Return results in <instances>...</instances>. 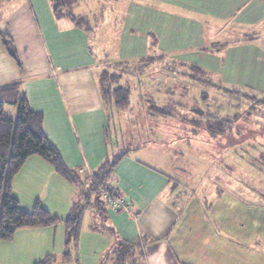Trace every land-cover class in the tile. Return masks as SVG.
<instances>
[{
  "label": "crops",
  "instance_id": "1",
  "mask_svg": "<svg viewBox=\"0 0 264 264\" xmlns=\"http://www.w3.org/2000/svg\"><path fill=\"white\" fill-rule=\"evenodd\" d=\"M79 6L78 0L73 12L87 18L89 32L56 19L51 0H0V34L16 55L0 36V88L18 86L20 98L42 116L45 137L79 179L68 182L42 158H27L12 180V196L24 211L38 202L61 221L17 230L11 241L0 242V264H35L47 255L62 264V220L75 210H82V219L69 264H114L118 243L134 246L130 264H264V187L253 178L245 189L233 181L225 188L229 194L215 186L205 188L207 197L198 185L181 182L184 168L173 155L177 148L198 146L190 136L194 130L170 125L165 140L138 133L135 144L127 125L141 121L140 132L156 130L159 116L171 118L176 108L185 114L172 89L184 91L182 96L196 89L187 111L196 114L195 107L215 103L216 91L246 89L264 97V0H96L82 14ZM114 10H126L122 35L133 28L131 35L146 43L144 54L136 45L119 54L101 44L105 25L118 30L110 24ZM96 15L100 20L92 23ZM146 19L149 28L143 30ZM149 66L152 93L143 94L140 105L131 80ZM112 69L130 90L125 111L105 105L101 96L100 75ZM135 100L139 119L133 116ZM229 105L236 114L237 105ZM118 156L105 182L129 202L121 211L91 190L95 172Z\"/></svg>",
  "mask_w": 264,
  "mask_h": 264
},
{
  "label": "rangeland",
  "instance_id": "2",
  "mask_svg": "<svg viewBox=\"0 0 264 264\" xmlns=\"http://www.w3.org/2000/svg\"><path fill=\"white\" fill-rule=\"evenodd\" d=\"M95 1L96 0H79L80 6L77 10L78 14L87 12L86 6L94 4ZM96 8L97 7L94 6V9ZM125 11L126 10H114L110 14V24H113L112 26H115L118 30L109 32L108 30H110V27L105 25V38L102 36L99 41L103 46H106L107 49L110 48V50L116 52L118 50L119 54H121V52H131L134 50V45H136L135 49H141L139 51L140 54H144L147 49L146 43H144L143 39H139L138 36L131 35V31L134 30L133 28H130L129 30L125 29L124 36L126 35L127 37L124 38L122 35L123 24L125 22L123 14ZM144 13H146V11H144ZM98 17V15L94 16L92 23L94 20H100ZM147 19L141 26V29L143 28V30H148L149 28V21H147ZM116 21L119 25L115 23ZM110 72H113V69L110 70ZM151 72L152 69L151 66H149L145 69V73L138 74L134 80H131L133 85L132 88H135V95L140 97V105H142L141 99L144 101L145 98V95L143 94L152 93L150 90L151 87H149V85L154 82V80L150 77ZM175 79L177 83H181V76H178ZM171 91L175 94L172 96L177 98L182 105L186 106V109L185 107L182 109L185 114L182 115L179 113L180 110L176 108V114L171 118L159 116L158 119L153 122H157L159 125L156 130L141 128L142 131L140 132L137 128L142 124L140 123L141 121L127 123V125L129 124L130 126L129 135L135 137L132 142L137 144L136 134L138 135V133L141 134V136L143 135V137L146 138L145 140H147V138L150 140H157V138L158 140H165L169 133H166L164 128L170 125H178L184 129L188 128L190 130H194L196 135L190 136H194L192 140L195 143L197 142L196 144L198 146L177 148V151L173 153V155H176L174 156V160L179 162V166H183L184 168L182 171L183 178H181V182L184 181V184L187 185L188 188H193L192 183L193 185H198L199 188L204 191L202 193L209 197L210 195L208 194L210 192L205 190V188L213 190V187L216 186L219 187L217 188L219 189L218 193L222 191L224 195H227L229 192L226 191L225 188H229L228 185L231 182L234 181V186L236 185L240 189H245V183L250 181L251 178H253L255 184L263 188L264 103L254 102V100L250 99V97L239 98V95L237 96L236 93L230 95L222 90L221 92L216 91V100L213 105H210L209 107H195L198 111V114H196L194 112H187L193 110L192 106L194 103L191 102L192 97H195V93H197L196 89L191 88L183 95L184 97L180 95V93L183 94L184 91H180L179 89H172ZM238 93H240V95L245 94L249 96L255 94L252 91H247L246 89L239 90ZM160 97L165 98V94L160 95ZM258 97L263 98L262 96ZM153 103L155 102L153 101ZM155 104L158 108L162 109L161 103ZM229 104H232L233 106L237 105L238 109L236 110V114H231L233 107ZM168 108L170 109L171 105H168ZM140 110L141 106H138L135 100V106H133V116L138 119L141 118L142 116L140 117ZM203 110L205 113H209L208 115L217 111V117L227 118L229 120H233V122L235 121L232 129L233 133L231 135L227 134L222 138H211L206 132H204L206 123L210 122L208 121V118H211V116L204 115ZM3 115L6 119L11 118L14 122V118H16L15 116H17V107L5 105ZM237 115L239 117L238 119H235ZM183 131L185 132L186 130ZM184 135L189 136V134ZM131 146L127 144L124 148H132ZM175 165L177 164L175 163ZM239 200L244 199L239 196ZM262 200L263 199L260 198L261 202Z\"/></svg>",
  "mask_w": 264,
  "mask_h": 264
},
{
  "label": "trees",
  "instance_id": "3",
  "mask_svg": "<svg viewBox=\"0 0 264 264\" xmlns=\"http://www.w3.org/2000/svg\"><path fill=\"white\" fill-rule=\"evenodd\" d=\"M52 12L56 19L70 21L75 27L84 32L91 30L86 17L76 16L74 8L78 0H51ZM10 55L16 59L8 36L0 34ZM120 73L103 71L100 75L101 96L105 105L114 107L118 111H125L129 106L130 90L119 84ZM229 93V91H223ZM17 85L0 88V242L11 241L15 232L22 228H41L57 225L61 220L45 210L40 203H36L30 212L24 211L11 193V183L25 161L30 156H38L49 163L55 172L68 182L77 184L78 176L71 171L62 161L60 154L42 130V116L30 110L27 101L19 96ZM254 102H263L264 97L255 95H240ZM237 98V99H239ZM16 106L18 109L16 120L10 121L3 116L4 105ZM238 115L235 119H238ZM245 119V118H244ZM204 129L211 138H222L231 135L234 122L227 118H208ZM119 156L112 161H106L94 174V183L91 190L98 192V185L109 184L105 182L111 173ZM95 188V189H94ZM115 190V189H114ZM117 194V193H116ZM100 195V194H99ZM117 196H119L117 194ZM100 199V196H98ZM82 210H75L63 219L65 227V248L62 264L71 261L72 245H76L81 227ZM131 244L118 243L113 251L114 264H130L132 257ZM52 255H47L35 264H54Z\"/></svg>",
  "mask_w": 264,
  "mask_h": 264
},
{
  "label": "built area",
  "instance_id": "4",
  "mask_svg": "<svg viewBox=\"0 0 264 264\" xmlns=\"http://www.w3.org/2000/svg\"><path fill=\"white\" fill-rule=\"evenodd\" d=\"M101 197L113 208L121 211L129 208V202L122 196H117L114 188L110 184L98 185Z\"/></svg>",
  "mask_w": 264,
  "mask_h": 264
}]
</instances>
